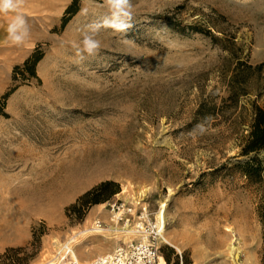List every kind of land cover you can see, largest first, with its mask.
<instances>
[{
	"label": "rangeland",
	"instance_id": "1",
	"mask_svg": "<svg viewBox=\"0 0 264 264\" xmlns=\"http://www.w3.org/2000/svg\"><path fill=\"white\" fill-rule=\"evenodd\" d=\"M131 4V27L102 29L100 51L83 61L75 46L108 15L104 0H25L30 31L20 46L7 40L14 14H0V264L58 259L70 238L82 263L110 251L117 238L108 232L77 233L96 219L110 224L117 197L155 212L167 200L163 234L181 252L163 242L166 264H232L233 237L237 263L264 264V180L237 166L255 157L264 167V149L241 153L252 105L264 108V0ZM208 30L231 39L230 50ZM36 48V77L15 72ZM239 60L262 67L232 105L226 83ZM201 101L224 112L196 117ZM106 180L117 193L81 219L67 212ZM31 188L46 198L27 210L16 193Z\"/></svg>",
	"mask_w": 264,
	"mask_h": 264
},
{
	"label": "built area",
	"instance_id": "2",
	"mask_svg": "<svg viewBox=\"0 0 264 264\" xmlns=\"http://www.w3.org/2000/svg\"><path fill=\"white\" fill-rule=\"evenodd\" d=\"M109 212L110 224L96 219L89 230L113 232L117 242L110 251L87 264H166L161 252L165 224L158 210H150L142 199L127 201L117 197L109 204ZM110 226L112 231L108 229ZM72 242L70 238L60 247L57 264H84L72 258Z\"/></svg>",
	"mask_w": 264,
	"mask_h": 264
},
{
	"label": "trees",
	"instance_id": "3",
	"mask_svg": "<svg viewBox=\"0 0 264 264\" xmlns=\"http://www.w3.org/2000/svg\"><path fill=\"white\" fill-rule=\"evenodd\" d=\"M71 8L72 5L67 8L66 12L74 13V10H72ZM192 29L202 30L198 27H192ZM208 32L210 33V38L213 43L219 45L221 49L230 50L229 46L233 44L231 42V39H226L225 36L222 35V32V36L215 35L214 33L210 32V30H208ZM42 55L43 52L36 48L24 60L22 65H16L14 67V71H20V74L23 77L25 75L36 77L35 66L41 59ZM261 67L262 64L253 66L247 61L239 60L237 61L236 65L231 68V74L229 75L226 86L228 93L227 99L232 102V105H235L237 97L239 95L245 94L246 92L245 76L247 75V73L251 70H260ZM12 91L13 89L9 90L4 97L8 96ZM218 110L219 112H224V109L218 108L216 104L201 101L195 111V115L196 117L208 118L211 115L218 113ZM250 117L251 119L249 123V130L247 134L244 135L245 145L241 150V153L243 155H248L251 152H257L260 149H264V108L253 104ZM237 166L243 169L247 177L254 178V180H257L259 182L264 180V167L259 164V161L255 157H251L243 163H238ZM117 192L118 189L116 183L108 180L101 181L100 183L84 192L81 196H79L76 201L67 208V212L72 213L73 215L81 219L86 209L90 205L105 201ZM23 249V247H19L17 249H14V251H22ZM1 258L2 256H0V259ZM18 264H24V262L21 261L18 262Z\"/></svg>",
	"mask_w": 264,
	"mask_h": 264
},
{
	"label": "clouds",
	"instance_id": "4",
	"mask_svg": "<svg viewBox=\"0 0 264 264\" xmlns=\"http://www.w3.org/2000/svg\"><path fill=\"white\" fill-rule=\"evenodd\" d=\"M25 0H0V14H14L7 25V40L14 46L24 44L29 35V25L26 17L21 12ZM108 15L98 21H93L86 26L80 45H76L77 55L83 61L86 57L96 55L101 48V42L96 37L102 29H111L116 33L125 32L131 27L132 4L131 0H104ZM197 128L203 132L204 126Z\"/></svg>",
	"mask_w": 264,
	"mask_h": 264
},
{
	"label": "bare ground",
	"instance_id": "5",
	"mask_svg": "<svg viewBox=\"0 0 264 264\" xmlns=\"http://www.w3.org/2000/svg\"><path fill=\"white\" fill-rule=\"evenodd\" d=\"M43 190H45V188L44 189H42V188H39V189L31 188V189L24 190L21 194L20 193H16V194L19 197H21V203L24 204V207L28 210L29 208H31V207H33L35 205V202L38 199L46 198V194L44 193ZM39 191H42V193H41V195L37 196V193ZM166 201L167 200L160 201V207H159V210H158V215H160V217L162 218L163 224H165V215H164V213H165V209H166V206H167ZM97 206H98V208L100 210L105 208V204L104 203L97 204ZM108 229L112 231L113 227L110 226ZM86 230H88L89 232L94 231V230L90 231L89 228H87V229L80 230L77 233V235L78 234L81 235V234L86 233ZM108 233H109V235H112L113 232H108ZM162 238H163V242L165 244L169 245L170 247L175 248L178 252H181L180 247L177 244H175L171 239L165 237L164 234H163ZM0 239L4 240V241L7 240V237L3 234V232L2 233L0 232ZM235 240H236V237H233L230 240V242L227 245V252H228L229 257L231 258L232 264H242V263H237V258H238L237 253H238V249L239 248H238V246L235 245ZM73 241H75L74 238H73ZM220 243H222V242H220ZM83 253H85V251H83ZM71 256H72V258H74L78 262H80L79 259H78V256L73 251V249H71ZM57 262H58L57 258H51V259L47 260L44 264H57ZM83 263L87 264V263H89V261L84 259Z\"/></svg>",
	"mask_w": 264,
	"mask_h": 264
},
{
	"label": "crops",
	"instance_id": "6",
	"mask_svg": "<svg viewBox=\"0 0 264 264\" xmlns=\"http://www.w3.org/2000/svg\"><path fill=\"white\" fill-rule=\"evenodd\" d=\"M21 220L24 219L23 217L20 218Z\"/></svg>",
	"mask_w": 264,
	"mask_h": 264
}]
</instances>
